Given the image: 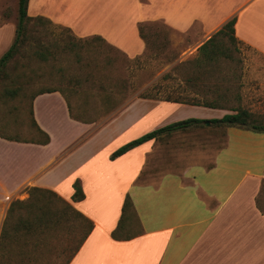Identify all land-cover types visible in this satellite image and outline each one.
<instances>
[{
  "label": "crops",
  "instance_id": "crops-1",
  "mask_svg": "<svg viewBox=\"0 0 264 264\" xmlns=\"http://www.w3.org/2000/svg\"><path fill=\"white\" fill-rule=\"evenodd\" d=\"M78 1L29 0L27 13L77 40L100 38L129 58L145 51L144 24L178 33L197 25L193 40L206 41L234 20V38L264 56V0ZM15 29V22H0V58ZM68 103L60 91L42 93L32 101L36 139L0 136V264H264V133L228 128L209 168L190 165L138 184L158 140L112 154L190 105L138 98L96 124L72 116ZM205 109L217 115L195 119L226 114ZM232 141L239 157L249 156L247 165L234 162ZM76 181L81 201L72 200ZM126 195L141 232L116 240Z\"/></svg>",
  "mask_w": 264,
  "mask_h": 264
},
{
  "label": "rangeland",
  "instance_id": "rangeland-1",
  "mask_svg": "<svg viewBox=\"0 0 264 264\" xmlns=\"http://www.w3.org/2000/svg\"><path fill=\"white\" fill-rule=\"evenodd\" d=\"M94 1L98 2H78L87 7ZM17 6L18 0H0V22L16 23ZM29 12L35 15L33 6ZM199 28L195 25L191 31L178 33L160 22L144 24L141 30L145 51L129 58L100 38L80 41L61 27L45 24L31 27L29 40L8 62L0 79V136L26 141L36 139L29 114V97L36 91L56 88L69 102L72 116L103 124L105 119L118 115L138 98L160 101L177 97L185 90L186 77L206 70L205 83L220 93H227V105L249 111L254 123L264 124V56L222 35L216 39L222 50L217 52L215 61L198 63L202 58L200 47L214 36L206 41L193 40L192 33H198ZM73 45L77 46L74 51L80 55L79 62L67 53ZM41 50L52 53L47 62L35 57L34 53ZM22 85L23 91L14 99L5 97V89L14 90ZM171 115L176 122L184 116L180 120L217 114L205 108L185 106ZM204 119L205 122L210 120ZM205 122L159 139L138 184L156 183L169 174L179 175L190 165L209 168L214 155L226 146L228 136L227 130ZM231 145L234 162L240 167L247 165L249 156L239 157L234 141ZM238 173L241 174L242 169L237 170ZM261 199L264 204V184ZM133 222L125 224L127 236L141 232L140 226Z\"/></svg>",
  "mask_w": 264,
  "mask_h": 264
},
{
  "label": "trees",
  "instance_id": "trees-1",
  "mask_svg": "<svg viewBox=\"0 0 264 264\" xmlns=\"http://www.w3.org/2000/svg\"><path fill=\"white\" fill-rule=\"evenodd\" d=\"M29 0H18V6H17V22H16V29H15V38L10 46V48L1 56L0 58V79L2 78V74L5 72V68L7 67L8 62L13 59L17 53L19 52V49L25 45L27 40H29V31L31 30V27H34L35 25H50V22L44 18L43 16H36V17H30L27 13V6H28ZM32 25V26H31ZM234 20H231L227 24H225L217 33L214 34L213 37H211L208 41H206L201 47H200V55H202L201 61L198 63L203 62H213L215 61L217 52L222 50V45L218 44L216 39L218 37H221L222 35H227L232 41H235L234 38ZM99 39V38H98ZM237 41V40H236ZM77 46L73 45V49H67V53L70 55H73L72 57H75L76 62L80 61V55L74 49ZM72 51V52H71ZM35 57L40 62H47L50 57H52V53L48 50L44 51H37L34 53ZM219 54V53H218ZM207 70L204 71L202 74L199 75H190L186 77L183 81L184 91L182 94H179L177 97H165L163 99H160L162 102H169L174 104H182V105H190V106H199L204 108H210V109H220V110H227L229 113L225 114L220 119H210L208 120L209 123L213 124L217 128H222L227 130L228 128H237L245 131H251L254 133H264V124H258L254 123V119L252 118L253 115L249 111L242 109L240 107H233L227 105V93L225 92H218L217 89L213 87L210 84L205 83V75H207ZM25 89V87H24ZM59 91L56 88L51 89H45L34 92L29 97V105H30V117H31V123L32 126H35L34 120L32 118V101L33 99L45 92H52V91ZM23 91V85L18 87V89H5L4 95L5 97H9L10 99H14L15 95L19 92ZM61 92V91H60ZM185 92H191L190 95H184ZM26 94H23V97H25ZM146 98V97H144ZM68 107H70L68 103ZM71 110V107H70ZM204 120H199L195 118H187L184 120H180L177 122H173L171 124H168L166 126H163L161 128H158L156 130H153L149 133H146L145 135L134 139L125 145L121 146L119 149H117L112 154V159H115L129 150L142 145L145 142H148L150 140H159L164 136H170L175 132H181L185 131L188 128H191L192 126H195L197 124L204 123ZM225 134V133H224ZM5 138L9 140L19 141L22 139L19 138H13V137H7ZM23 142H29L26 140H22ZM48 138L45 136V139L43 143H47ZM264 182V181H263ZM264 184V183H263ZM263 186V185H262ZM74 188V194L72 196V200L74 201H81L84 198V195L82 193L80 184L78 181H76L73 184ZM258 208H260V204L258 203ZM262 212H264V208H260ZM121 222L116 228V230L112 233V238L116 240H120L122 238H131V236H127L124 234L125 230V224L130 223L134 221L133 223H137L139 226L138 219L136 217L133 203L128 195H126L122 207V217Z\"/></svg>",
  "mask_w": 264,
  "mask_h": 264
},
{
  "label": "water",
  "instance_id": "water-1",
  "mask_svg": "<svg viewBox=\"0 0 264 264\" xmlns=\"http://www.w3.org/2000/svg\"><path fill=\"white\" fill-rule=\"evenodd\" d=\"M205 123H206L207 125L209 124V122H208V121H206Z\"/></svg>",
  "mask_w": 264,
  "mask_h": 264
}]
</instances>
